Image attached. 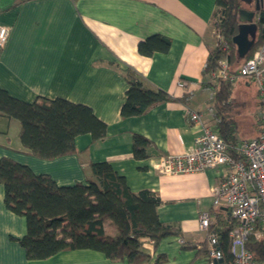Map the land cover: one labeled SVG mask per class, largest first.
<instances>
[{"label":"crops","instance_id":"obj_1","mask_svg":"<svg viewBox=\"0 0 264 264\" xmlns=\"http://www.w3.org/2000/svg\"><path fill=\"white\" fill-rule=\"evenodd\" d=\"M242 8L253 10L254 5ZM214 10L215 0H0V23L10 28L0 48V88L27 102L61 97L85 104L106 124L103 138L80 134L73 152L44 159L21 145L19 121L0 113V157L24 164L36 174H48L58 185L86 183L92 177L90 164L107 161L132 192H155L161 200L159 219L177 234L157 244L147 237L140 239L150 262L163 254L165 260L159 264H208L200 213H209L211 227L218 232L232 221L226 208L212 205L209 194L223 177V167L175 174L155 168L160 155L192 148L199 129L187 108L199 112L203 123L213 128L214 91L201 85V71L215 45ZM152 34L168 37L169 49L139 54L138 42ZM127 67L147 86L160 88L173 99L140 115L121 117ZM133 133L150 141L144 158L133 156ZM3 197L0 184V264H145L111 260L91 249L27 259L18 241L26 230L25 219L7 209ZM103 229L109 236L116 234L109 220Z\"/></svg>","mask_w":264,"mask_h":264},{"label":"trees","instance_id":"obj_2","mask_svg":"<svg viewBox=\"0 0 264 264\" xmlns=\"http://www.w3.org/2000/svg\"><path fill=\"white\" fill-rule=\"evenodd\" d=\"M240 0H215L212 25L217 41L209 49L201 74V85L214 91L213 128L229 144L243 140L239 137L235 113L239 104L232 95V84L211 77L218 60L226 56L230 65L238 61L232 37L238 31ZM256 38L244 58L249 57L264 38V8L256 14ZM170 39L152 34L140 40L137 51L144 56L166 52ZM226 47V49H223ZM236 65V66H237ZM127 89L119 114L121 117L140 115L155 104L173 97L160 88H152L132 68L125 70ZM259 102V100H258ZM260 106V102L258 103ZM0 113L19 121L20 143L30 153L50 159L75 150V137L89 133L93 140L101 139L106 124L92 109L65 98L37 97L31 102L10 96L0 88ZM258 131L260 130V118ZM252 136V137H253ZM132 153L137 159L146 157L150 141L133 133ZM228 152L237 158L233 149ZM91 179L86 183L58 185L48 174H36L28 166L8 157H0V184L3 186L4 205L25 219V233L18 241L27 259H44L59 251L74 249L96 250L111 260L125 259L131 263L159 264L163 254L150 262L149 254L141 248V238L157 244L159 240L177 231L163 223L157 214L159 196L148 189L132 192L124 176L118 174L107 161L90 164ZM109 220L116 234L104 232L103 223ZM232 221L219 234V247L225 263L232 264L228 232ZM246 246L253 254L255 264H264V245L249 237ZM208 262V261H207ZM208 264H213L209 263Z\"/></svg>","mask_w":264,"mask_h":264},{"label":"built area","instance_id":"obj_3","mask_svg":"<svg viewBox=\"0 0 264 264\" xmlns=\"http://www.w3.org/2000/svg\"><path fill=\"white\" fill-rule=\"evenodd\" d=\"M261 8H264V0H261ZM9 31V26L0 23V48L6 43ZM211 77L230 83L245 79L256 87L261 123L258 134L229 145L216 130L203 123L199 112L187 108L189 119L199 129L192 148L160 155L155 168L161 173L175 174L223 167V177L209 189L211 203L226 208L231 217L233 224L228 239L232 264H255L246 242L252 237L264 245V38L253 53L234 69L226 56L220 58ZM178 85L182 87L184 82L179 81ZM228 149H233L237 158L231 156ZM199 229L205 232L207 261L213 263L222 258L219 234L211 227L206 211L200 213ZM179 242L183 240L179 239Z\"/></svg>","mask_w":264,"mask_h":264},{"label":"rangeland","instance_id":"obj_4","mask_svg":"<svg viewBox=\"0 0 264 264\" xmlns=\"http://www.w3.org/2000/svg\"><path fill=\"white\" fill-rule=\"evenodd\" d=\"M214 32L215 30L213 27L212 39L213 43H216L217 35ZM240 60L241 58H238V61H235L234 64L231 65L232 69L236 68ZM231 84L233 88L232 95L239 104L235 113L239 137L243 139L251 138L257 133L259 127V124H257L259 123L257 120L259 118V99L256 93V87L245 79H240Z\"/></svg>","mask_w":264,"mask_h":264},{"label":"water","instance_id":"obj_5","mask_svg":"<svg viewBox=\"0 0 264 264\" xmlns=\"http://www.w3.org/2000/svg\"><path fill=\"white\" fill-rule=\"evenodd\" d=\"M245 5H254L253 10L241 8L238 11V31L232 37V42L236 46L238 58H244L255 41L257 25L254 21L255 14L261 9V0H240ZM213 264H225L223 258L213 261Z\"/></svg>","mask_w":264,"mask_h":264}]
</instances>
